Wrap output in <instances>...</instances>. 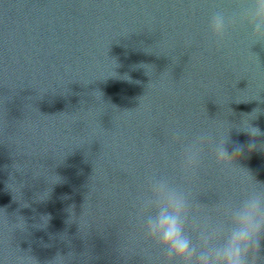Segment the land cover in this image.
Instances as JSON below:
<instances>
[{"label": "water", "instance_id": "water-1", "mask_svg": "<svg viewBox=\"0 0 264 264\" xmlns=\"http://www.w3.org/2000/svg\"><path fill=\"white\" fill-rule=\"evenodd\" d=\"M235 2L0 0V264H143L134 198L177 173V129L232 126L229 152L264 183V135L238 129L264 133V46L258 64L245 29L207 32ZM239 181L208 156L190 186L212 206Z\"/></svg>", "mask_w": 264, "mask_h": 264}, {"label": "clouds", "instance_id": "clouds-1", "mask_svg": "<svg viewBox=\"0 0 264 264\" xmlns=\"http://www.w3.org/2000/svg\"><path fill=\"white\" fill-rule=\"evenodd\" d=\"M237 28L247 31L249 54L260 64L251 49L256 44L264 46V0H236L230 12L218 8L207 21V32L218 45ZM260 111L257 108L250 116L255 113V119ZM231 127L220 134L203 130L190 140L182 139L183 133L177 129L172 135V142L178 145L177 173L152 171L145 175L130 214V222H135L144 245L135 254L143 264H264V183L238 164L243 145L237 144L229 152ZM238 129L253 137L264 135L249 121L246 128ZM256 147L255 141L247 145L249 152ZM208 156L221 170L239 176V198H220L209 206L192 190L191 178L199 173ZM23 227V221L17 224V228ZM73 255L69 253L67 259ZM65 259L57 255L49 264H63Z\"/></svg>", "mask_w": 264, "mask_h": 264}]
</instances>
